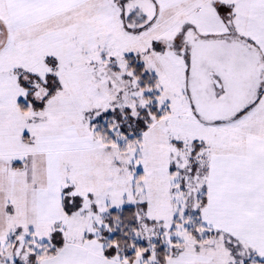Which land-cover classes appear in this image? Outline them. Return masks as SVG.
Here are the masks:
<instances>
[{
  "label": "snow or ice",
  "instance_id": "6c2138e0",
  "mask_svg": "<svg viewBox=\"0 0 264 264\" xmlns=\"http://www.w3.org/2000/svg\"><path fill=\"white\" fill-rule=\"evenodd\" d=\"M0 264H264V0H0Z\"/></svg>",
  "mask_w": 264,
  "mask_h": 264
}]
</instances>
